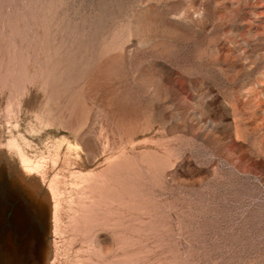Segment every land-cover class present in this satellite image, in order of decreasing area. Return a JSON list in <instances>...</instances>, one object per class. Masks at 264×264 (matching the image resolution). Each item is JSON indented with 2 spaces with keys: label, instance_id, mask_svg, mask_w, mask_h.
Listing matches in <instances>:
<instances>
[{
  "label": "rangeland",
  "instance_id": "obj_1",
  "mask_svg": "<svg viewBox=\"0 0 264 264\" xmlns=\"http://www.w3.org/2000/svg\"><path fill=\"white\" fill-rule=\"evenodd\" d=\"M0 264H264V0H0Z\"/></svg>",
  "mask_w": 264,
  "mask_h": 264
}]
</instances>
